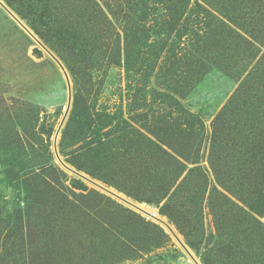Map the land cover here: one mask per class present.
<instances>
[{"label": "rangeland", "instance_id": "374dc122", "mask_svg": "<svg viewBox=\"0 0 264 264\" xmlns=\"http://www.w3.org/2000/svg\"><path fill=\"white\" fill-rule=\"evenodd\" d=\"M1 1L64 68L55 150L93 183L54 156L61 70L0 8V264H193L140 210L198 264H264V216L247 212L242 180L264 117L258 0H40L84 59L39 7Z\"/></svg>", "mask_w": 264, "mask_h": 264}, {"label": "trees", "instance_id": "16d2710c", "mask_svg": "<svg viewBox=\"0 0 264 264\" xmlns=\"http://www.w3.org/2000/svg\"><path fill=\"white\" fill-rule=\"evenodd\" d=\"M5 3L8 5V0H4ZM21 2L27 3L31 6L35 5L37 8V11L39 13V18L47 20L49 23V29L54 35L55 38H57L58 43L61 44L62 49L68 50L73 54V56L79 58V56L83 57V59L88 56L89 54L85 53L82 49V40L79 36H76L74 32H72L70 29H67L63 26V24L60 21H56L48 10L47 6L44 4H41L40 0H20ZM264 0H258L252 1L251 5L256 8V11L252 10L253 17L257 18L258 22H261L264 24ZM200 8L199 5L195 6V15L194 19L196 23L198 24L199 21V15L200 13L197 11ZM189 18V17H188ZM182 26L181 29L184 30L183 33H186L187 29L185 30V27H187V24L185 23ZM180 29V30H181ZM178 32V31H177ZM190 33V32H189ZM193 34V32H191ZM234 34V40L238 41L244 48L250 50V53H253V45L246 41L244 38H242L239 34ZM250 54V55H251ZM90 60H86L84 64V68L86 69L87 74L91 75L92 66L90 68L89 66ZM255 76H257V79L259 77L264 78V54L259 58L258 62L255 65ZM264 82V80H261ZM244 85V84H243ZM261 87H264L263 84H260ZM85 113L88 117H93L92 109L88 106H84ZM259 128L256 129V136L253 137V140L246 144L244 151L245 155L249 158V165H246V168L242 175V180L245 183V187L247 188V191L249 192V196L252 198V205H247V212L254 213L258 217L264 216V117L262 118V122H260ZM234 212H236L237 216H247V212L244 211L241 207H233ZM249 218V216H248ZM251 218V217H250ZM253 220V218H252ZM261 227V224H260ZM262 228V227H261ZM4 229H7L8 232V225L7 223L0 218V231L3 232ZM11 235L15 231H17L16 227H10ZM262 230H264L262 228ZM17 237V235L12 236ZM19 237V236H18ZM15 246H17L15 243H11V249L14 250Z\"/></svg>", "mask_w": 264, "mask_h": 264}, {"label": "water", "instance_id": "95a60500", "mask_svg": "<svg viewBox=\"0 0 264 264\" xmlns=\"http://www.w3.org/2000/svg\"><path fill=\"white\" fill-rule=\"evenodd\" d=\"M0 8L6 13L8 14L15 22L16 24L30 37L32 38L33 41H35L45 52L46 54L56 63V65L59 67V69L61 70L63 76H64V79H65V82H66V87H67V103H66V108H65V111H64V114H63V117H62V120L58 126V129L55 133V136H54V143H53V149H54V156H55V159L57 160V162L60 164V166H62L65 170H67L68 172H71L72 174L78 176L79 178L85 180V181H88V182H91L89 179L85 178L84 176L80 175L78 172H76L75 170H72L71 168L67 167L62 161L61 159L59 158L56 150H55V139L57 137V134L59 132V129L61 127V125L63 124V121L65 120L66 116H67V113L69 111V107H70V103H71V88H70V84H69V80H68V77H67V74L64 70V68L62 67V65L60 64V62L50 53L48 52L39 42L38 40L35 38V36L29 32V30L10 12V10L3 4V2L0 0ZM93 183V182H91ZM95 185V184H94ZM98 186V185H96ZM99 187V186H98ZM101 188V187H99ZM103 189V188H102ZM104 190V189H103ZM122 202L130 205V206H133L131 204H129L127 201L125 200H122L120 199ZM136 208V207H134ZM137 209V208H136ZM139 210V209H137ZM141 211V210H140ZM145 213V212H144ZM147 216H149L150 218H152L153 220H157L156 219V215L154 213H145ZM167 227V230L171 233V235L175 238V240L177 241L178 245L180 246V248L184 251V253L187 255V257L191 260V262L193 264H198V262L192 257V255L189 253V251L187 250V248L183 245V243L178 240L175 235L172 233V231L170 230V228L165 225Z\"/></svg>", "mask_w": 264, "mask_h": 264}, {"label": "bare ground", "instance_id": "6f19581e", "mask_svg": "<svg viewBox=\"0 0 264 264\" xmlns=\"http://www.w3.org/2000/svg\"><path fill=\"white\" fill-rule=\"evenodd\" d=\"M104 191H106V190L104 189ZM117 198H119V197H117ZM119 199H121V198H119ZM141 212L149 213L147 210H145V211L141 210ZM155 217H156L157 221L167 230V227L165 226L166 224L163 222V220H161L160 218L158 219L157 216H155Z\"/></svg>", "mask_w": 264, "mask_h": 264}]
</instances>
